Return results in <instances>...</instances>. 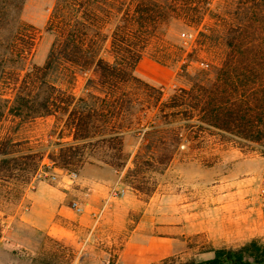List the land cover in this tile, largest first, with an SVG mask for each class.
<instances>
[{
	"label": "trees",
	"instance_id": "trees-1",
	"mask_svg": "<svg viewBox=\"0 0 264 264\" xmlns=\"http://www.w3.org/2000/svg\"><path fill=\"white\" fill-rule=\"evenodd\" d=\"M24 2L0 0V181L29 183L43 158L62 170L96 161L119 172L131 156L125 138L141 134L125 184L148 196L154 183L146 187V179L171 163L182 140L215 133L264 147V0H231L223 14L210 0H53L42 65L31 63L39 35L22 17ZM207 15L214 22L204 31L218 35L199 33L207 39L198 45L213 40L224 52L211 78L190 76L181 65L177 75L188 85L164 98L135 76L148 48L162 65L182 60L183 48L166 41L168 34L196 31ZM78 76L88 78L76 96ZM149 112L152 122L142 126ZM44 117L60 123L57 138L69 141L34 150L1 135L6 119L16 131ZM183 264H264V244L251 240Z\"/></svg>",
	"mask_w": 264,
	"mask_h": 264
},
{
	"label": "rangeland",
	"instance_id": "rangeland-1",
	"mask_svg": "<svg viewBox=\"0 0 264 264\" xmlns=\"http://www.w3.org/2000/svg\"><path fill=\"white\" fill-rule=\"evenodd\" d=\"M229 4L231 5V0H210V9L223 14L231 8ZM52 5L53 0L24 2L22 17L38 31L39 35L31 60V63L36 65L43 64L52 42V36L45 32ZM213 22L214 19L207 15L196 31L187 30V27H181L178 31L171 30L166 41L183 48L182 60L162 65L150 56L151 48H148L136 67L135 76L148 85L161 89L164 98L174 89L188 85L183 77L177 75L181 73V65L185 66V71L190 76L211 78L213 69L221 64L223 49L218 42H212L211 39L203 46H199L198 42L207 39L199 33L210 34L204 31L203 26L210 27ZM179 32H190L192 39L184 43L178 36ZM210 35L215 37L218 33ZM203 63L206 66L202 65ZM87 78L78 76L73 87L76 96L82 94V87ZM152 115V112L147 113L142 126L152 122ZM15 123L10 119L3 121L1 135L7 133L15 142L21 144V148L34 150L45 148L47 151L53 148L56 142L69 141L66 138H57L61 124L56 123L53 117L34 119L19 125L16 131H13ZM141 139V134L136 138H125L124 152L131 156L125 168L119 171L124 184L132 180L130 177L126 178L127 171L132 168L131 159L140 147ZM263 158L264 147L256 144L242 145L215 133L203 134L195 143L182 140L171 163L160 174L152 173V179H146L148 180L146 187L154 183L152 193L148 196L137 195L142 201L152 202L149 210L156 218L161 216L163 205L170 207L171 220L175 223L179 219L180 192L185 185L193 187V180L197 179L204 204L201 211L204 213L202 222L207 228H204L203 233L189 237L169 257L155 264H183L191 260H207L213 257V250L237 249L251 240L264 244L263 238L244 240L245 231L248 229L242 220L243 217L252 219L256 226L258 221H262L257 208V192ZM187 163L194 166L185 170ZM88 164L102 165L96 161ZM51 165L43 158L36 173L26 184L0 181V264H88L91 261L89 258L83 260L85 250L82 249L80 241L84 238L83 234L73 233L67 229L40 233L21 222L29 205L26 195L34 182L42 181L49 185H57L63 180L70 181L69 173H77L79 170V168L62 170ZM39 172L46 173L48 178L54 175L56 180L51 181L46 177L39 179L37 177ZM128 189L132 191L131 188ZM138 216L133 215L131 224L137 221ZM109 259L111 263L112 258Z\"/></svg>",
	"mask_w": 264,
	"mask_h": 264
},
{
	"label": "crops",
	"instance_id": "crops-1",
	"mask_svg": "<svg viewBox=\"0 0 264 264\" xmlns=\"http://www.w3.org/2000/svg\"><path fill=\"white\" fill-rule=\"evenodd\" d=\"M191 166L185 164V170ZM76 175L73 182L63 180L57 185L34 182L26 195L29 205L21 222L40 233L67 229L83 234V260L89 258L88 264H155L207 228L202 222L204 204L197 179L193 187L185 185L181 190L179 219L174 223L170 207L163 205L161 216L156 218L149 210L152 202L142 201L121 181L122 174L106 165L85 164ZM112 188L123 189L124 195L110 199L98 216ZM73 201L81 206V214L71 208ZM134 214L139 216L131 224ZM242 220L248 229L244 240H264L263 221L256 226L252 219Z\"/></svg>",
	"mask_w": 264,
	"mask_h": 264
},
{
	"label": "built area",
	"instance_id": "built-area-1",
	"mask_svg": "<svg viewBox=\"0 0 264 264\" xmlns=\"http://www.w3.org/2000/svg\"><path fill=\"white\" fill-rule=\"evenodd\" d=\"M192 39V34L191 33H184L182 34V40L185 43L188 40ZM52 167V165H51ZM39 179L47 178L48 180L55 181L56 177L54 175H50L49 178L46 173H40L37 175ZM69 179L71 182H73L77 175L76 173H69L68 175ZM124 190L123 189H118V188H112L109 192V199L106 201V203L102 206V209L99 211L98 216L108 207L109 200L115 197H121L124 195ZM71 208L74 210L75 213L81 214L82 213V208L81 206L73 201L70 204ZM257 208L260 213L261 219L264 223V158H263V165H262V171H261V177L259 181V187H258V192H257Z\"/></svg>",
	"mask_w": 264,
	"mask_h": 264
}]
</instances>
